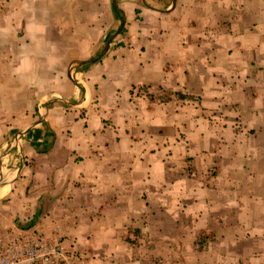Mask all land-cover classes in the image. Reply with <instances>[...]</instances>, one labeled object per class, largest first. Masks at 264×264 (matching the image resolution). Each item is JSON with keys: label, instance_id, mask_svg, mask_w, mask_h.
Masks as SVG:
<instances>
[{"label": "crops", "instance_id": "obj_1", "mask_svg": "<svg viewBox=\"0 0 264 264\" xmlns=\"http://www.w3.org/2000/svg\"><path fill=\"white\" fill-rule=\"evenodd\" d=\"M28 126L11 213L83 264H264V0H0V151Z\"/></svg>", "mask_w": 264, "mask_h": 264}, {"label": "built area", "instance_id": "obj_2", "mask_svg": "<svg viewBox=\"0 0 264 264\" xmlns=\"http://www.w3.org/2000/svg\"><path fill=\"white\" fill-rule=\"evenodd\" d=\"M139 94L147 97L151 95L145 87ZM154 98L161 101L159 96ZM28 131L18 135V139ZM17 132L13 134V145ZM13 145L11 144L8 149ZM19 146L20 144L17 145L18 148ZM183 164L187 166V174L190 177L198 176V170L192 168L189 161L186 160ZM214 170L215 168L211 167L209 173H213ZM85 261L79 248L66 235L54 229L49 231L35 227L29 229L15 227L5 237H0V264H83Z\"/></svg>", "mask_w": 264, "mask_h": 264}, {"label": "rangeland", "instance_id": "obj_3", "mask_svg": "<svg viewBox=\"0 0 264 264\" xmlns=\"http://www.w3.org/2000/svg\"><path fill=\"white\" fill-rule=\"evenodd\" d=\"M156 95H157V97L159 96V98L162 100V98H164L167 94L162 95L159 93ZM13 138H14V135L11 134L7 139V144L0 151V155L4 152H8L9 154H11L13 158L10 160L9 165H16L17 166L16 173H15L14 177L9 182L7 192L3 196L0 197V237L1 238L5 237L6 234L8 232H11V230H13L15 227L26 228L31 221L35 222V221L39 220V218H37V217H31L29 219H26L25 217H22V218L16 217V216L12 215V213H11V210L13 208H15L17 205H16V201L10 200V197H11L10 191L12 189L13 181L16 180V178L19 174L20 167L25 162L24 161V158H25L24 157V150L26 148V137H25V135L20 136L21 143H20L19 148L16 145H13V143H14ZM11 144L13 146L11 147V149H8ZM52 222H54V221L48 219L43 223L46 225L52 226ZM63 226H69L68 221L63 223ZM51 230H53V229H51ZM79 250L81 251L80 248H79Z\"/></svg>", "mask_w": 264, "mask_h": 264}, {"label": "water", "instance_id": "obj_4", "mask_svg": "<svg viewBox=\"0 0 264 264\" xmlns=\"http://www.w3.org/2000/svg\"><path fill=\"white\" fill-rule=\"evenodd\" d=\"M174 2H175V0H172V5L174 4ZM108 43H109V42L106 43V45H105V47H104V49H103L104 51L107 49V47H108ZM104 51H103V52H104ZM101 54H102V53H101ZM92 60H95V59H92ZM81 62H82V61H79V60L72 61L71 64H70V66H69V70H68V72L71 71L72 68H74L76 65L80 64ZM31 128H32V126H28V127H26V128L21 129L20 131H18V132H17V135H16V137H15V142L18 140V135L26 133V132H27L29 129H31Z\"/></svg>", "mask_w": 264, "mask_h": 264}, {"label": "trees", "instance_id": "obj_5", "mask_svg": "<svg viewBox=\"0 0 264 264\" xmlns=\"http://www.w3.org/2000/svg\"><path fill=\"white\" fill-rule=\"evenodd\" d=\"M114 9L116 10V12H118V14L120 15V17L123 18V13H122V11H121L120 9H118V8L116 7V5L114 6ZM142 89H144L143 86H140L139 88H138V86L132 87V89H131V93H134V91H136V93H139V91L142 90ZM163 94H164V93H163ZM166 97H167V95H166L164 98H166ZM16 132H17V129L11 130V133H12V134H14V133H16Z\"/></svg>", "mask_w": 264, "mask_h": 264}]
</instances>
